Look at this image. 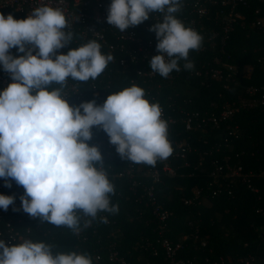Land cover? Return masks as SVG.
<instances>
[{"label": "trees", "instance_id": "trees-1", "mask_svg": "<svg viewBox=\"0 0 264 264\" xmlns=\"http://www.w3.org/2000/svg\"><path fill=\"white\" fill-rule=\"evenodd\" d=\"M257 8L264 16V0H249L241 7L244 24H237L225 42L202 41L199 50H190L193 69L185 70L186 61L181 60L180 71L167 78L157 73L145 84L151 103L175 118L168 126L173 152L167 158L175 174L162 171L161 180L153 182L149 172L163 167L158 160L155 166L134 163L128 175L130 161L121 158L101 127H94L87 143L101 142L98 149L115 189L110 202L118 212H99L87 228L83 223L91 218L82 217V231L74 234L23 212V186L11 181L12 186L6 187L0 178V194L15 197L7 211L0 209V240H6L10 221L25 239L51 244L53 254L75 251L91 256L93 264H121L110 259L115 250L131 264H170L157 241L158 218L147 193L153 185L157 202L172 212L166 235L181 242L179 257L190 259L189 264H264V103L250 105L258 95L247 91L252 85H264V27L251 25ZM207 25L214 26L211 21ZM225 65L238 66L240 72L229 77ZM217 68L223 71L221 78L212 76ZM132 77L137 75L123 72L113 61L99 76L104 83L111 82V93L130 87ZM224 105L233 108L230 116L218 123L208 120L213 113L219 116ZM186 112H199L190 129ZM182 141L190 144L184 158L177 155ZM105 217L107 223L102 222Z\"/></svg>", "mask_w": 264, "mask_h": 264}, {"label": "clouds", "instance_id": "clouds-1", "mask_svg": "<svg viewBox=\"0 0 264 264\" xmlns=\"http://www.w3.org/2000/svg\"><path fill=\"white\" fill-rule=\"evenodd\" d=\"M181 8V0H111L107 23L123 32L148 20L151 13L162 14V22L149 28L159 53L149 67L167 78L181 70V60L186 61L185 70L194 68L189 52L199 50L203 41L176 17ZM69 27L58 7H35L20 20L0 13V65L13 81L0 91V178L6 187L11 181L23 186V212L79 234L82 217L91 218L83 223L87 228L99 212H118L110 202L115 189L103 170L101 152L87 143L93 126L104 130L122 159L134 163L155 166L173 148L160 105L150 103L141 87L112 93L103 105L92 100L70 106L65 98L69 78L95 80L113 56L103 54L95 40L58 54L74 39L73 32L66 31ZM12 48L21 55H12ZM14 202V196L0 194V209L7 211ZM0 264H93V260L75 251L53 254V246L43 241L25 239L9 246L0 240Z\"/></svg>", "mask_w": 264, "mask_h": 264}, {"label": "built area", "instance_id": "built-area-1", "mask_svg": "<svg viewBox=\"0 0 264 264\" xmlns=\"http://www.w3.org/2000/svg\"><path fill=\"white\" fill-rule=\"evenodd\" d=\"M181 2L182 8L175 14L176 17L186 27L198 32L203 37V41L220 38L221 42L226 41L229 32L237 24H244L246 16L241 7H246L249 4V0H181ZM110 3L111 0H0V13L5 17L11 14L15 19L20 20L26 19L31 11L38 6L46 5L60 8L64 12L70 25L66 31H72L74 39L71 44L59 49L58 54H67L71 48H78L89 41L95 40L101 45V52L105 55L111 54L113 56L112 61L117 63L123 72L135 73L137 75V77L131 78V86L136 85L144 89L145 98L151 103V94L145 89V84L157 74L151 71L149 61L159 53L156 50L158 41L155 33L149 31V28L156 22H162V14L156 12L151 13L148 20L138 26L129 27L121 32L118 28L107 23ZM260 13L259 8L255 9V15L251 25L261 29L264 27V16H261ZM209 21L213 22V27L207 25ZM10 51L14 56L21 55L16 48H12ZM225 66L229 70V77L240 72L238 66ZM222 75V69H213V77L221 78ZM103 81L99 77L95 80L90 79L87 82L73 81L69 78L68 85L65 89L67 102L70 106H79L82 102L95 100L98 106L103 105L107 96L112 94L111 82L107 80L104 83ZM12 82L10 74L4 71L2 65H0V91H3ZM247 91L250 95H258L249 100L248 103L250 105L259 102L264 103V85H252ZM161 110V118L167 121L168 126L175 122V118L168 115L163 107H161ZM232 113L233 108L224 105L219 116L213 113L208 117V120L218 123L221 119L230 116ZM198 116L199 112H186L185 122L188 129L193 126V121ZM94 127L99 126H93L92 128ZM100 143V141L93 140L89 143V146L99 147ZM179 147L180 151L177 155L184 158L187 150L190 148V144L182 141L179 143ZM161 162L163 163L161 171L159 168H155L149 172L153 182L161 180L162 171L168 175L175 174L174 168L169 164L167 159L161 160ZM133 169L134 162L130 161L126 171L127 174L132 175ZM240 169L241 167L238 168V170ZM103 170L106 172L105 166ZM153 188L154 186L152 185L147 190V193L152 204L155 205L154 213L158 218L159 238L157 241L164 249L170 264H189L191 263L190 259H184L178 255L179 250L182 248L181 242L174 243L166 235L168 220L172 212L163 208L157 202ZM6 226L7 234L5 235L7 236H5V241L7 243L23 242L25 236L19 230L14 229L10 221L6 223ZM148 244L150 243L148 242ZM110 259L119 260L121 264H131L119 257L115 250L111 251Z\"/></svg>", "mask_w": 264, "mask_h": 264}, {"label": "rangeland", "instance_id": "rangeland-1", "mask_svg": "<svg viewBox=\"0 0 264 264\" xmlns=\"http://www.w3.org/2000/svg\"><path fill=\"white\" fill-rule=\"evenodd\" d=\"M250 71V70H249ZM27 239V238H26ZM23 240H25V238L23 239Z\"/></svg>", "mask_w": 264, "mask_h": 264}]
</instances>
